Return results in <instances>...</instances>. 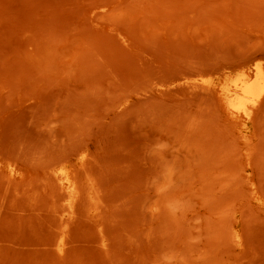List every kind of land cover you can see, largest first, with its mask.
Masks as SVG:
<instances>
[{"label":"rangeland","instance_id":"rangeland-1","mask_svg":"<svg viewBox=\"0 0 264 264\" xmlns=\"http://www.w3.org/2000/svg\"><path fill=\"white\" fill-rule=\"evenodd\" d=\"M263 75L264 0H0V264H264Z\"/></svg>","mask_w":264,"mask_h":264},{"label":"bare ground","instance_id":"bare-ground-1","mask_svg":"<svg viewBox=\"0 0 264 264\" xmlns=\"http://www.w3.org/2000/svg\"><path fill=\"white\" fill-rule=\"evenodd\" d=\"M259 70V69H258ZM263 72V71H262ZM255 75V74H254ZM264 75L262 77H256L248 85L243 88V94L252 101H258V99L264 94ZM248 83V82H247ZM243 86V85H242ZM242 89V88H241ZM246 100V99H245ZM251 101V102H252ZM254 104V103H253ZM256 104V103H255ZM60 158V157H59ZM67 177V176H66ZM83 192V191H82ZM57 202V201H56Z\"/></svg>","mask_w":264,"mask_h":264}]
</instances>
